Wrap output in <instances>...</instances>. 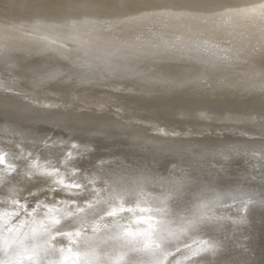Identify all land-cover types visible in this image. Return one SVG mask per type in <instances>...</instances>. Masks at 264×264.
Listing matches in <instances>:
<instances>
[{
  "label": "snow or ice",
  "instance_id": "1",
  "mask_svg": "<svg viewBox=\"0 0 264 264\" xmlns=\"http://www.w3.org/2000/svg\"><path fill=\"white\" fill-rule=\"evenodd\" d=\"M56 8L0 24V264H264V0Z\"/></svg>",
  "mask_w": 264,
  "mask_h": 264
},
{
  "label": "bare ground",
  "instance_id": "2",
  "mask_svg": "<svg viewBox=\"0 0 264 264\" xmlns=\"http://www.w3.org/2000/svg\"><path fill=\"white\" fill-rule=\"evenodd\" d=\"M60 2L61 0H0V24L7 22H31L42 12L50 16H56L58 15L56 5ZM3 142H5L4 133L0 132V146H2ZM40 163L46 164L47 162L41 160ZM5 167L4 163H0V175L4 174ZM9 175L15 174L9 173ZM20 179H24L23 176ZM181 248L183 250V245H181ZM169 259L183 261L179 253L174 258L170 257ZM183 264H187V261H183Z\"/></svg>",
  "mask_w": 264,
  "mask_h": 264
}]
</instances>
